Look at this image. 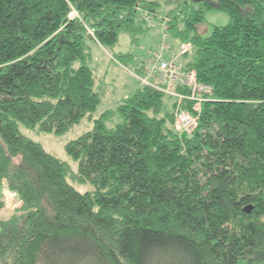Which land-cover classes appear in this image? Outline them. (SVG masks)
<instances>
[{
	"label": "trees",
	"instance_id": "obj_1",
	"mask_svg": "<svg viewBox=\"0 0 264 264\" xmlns=\"http://www.w3.org/2000/svg\"><path fill=\"white\" fill-rule=\"evenodd\" d=\"M160 2L192 46L182 71L209 87L198 110L174 96L164 108L143 83L94 114L88 41L138 40L158 1L0 0V206L3 184L20 201L0 217V264H264V0ZM209 9L229 20L203 36ZM176 110L196 116L191 132ZM85 117L65 144L75 171L19 128L62 134Z\"/></svg>",
	"mask_w": 264,
	"mask_h": 264
},
{
	"label": "rangeland",
	"instance_id": "obj_2",
	"mask_svg": "<svg viewBox=\"0 0 264 264\" xmlns=\"http://www.w3.org/2000/svg\"><path fill=\"white\" fill-rule=\"evenodd\" d=\"M154 1L159 2V6L157 7V16H153L154 18L152 19L149 16H145L149 27L140 33L138 40L133 41L127 32L121 31L118 34L117 43L111 47H104L96 42L88 41L91 53L88 64L94 72L95 89L101 97V101L97 105L94 114H98L106 108L114 107V105H116L122 97L131 94L139 86V82L143 84L140 79L135 76V72L133 71L135 69L134 65L136 63V59H144L145 57L149 58L151 56V52L157 49L161 42H164L167 49H170L171 52L175 51V53H178L176 62L181 65L185 62V59L182 58V56L191 53V44L187 52H178L177 46L185 41H179L173 38L171 35L172 31L166 29L164 22L159 21V24H157V20H159L158 17L165 15L168 5L160 2V0ZM210 1L215 2L216 0ZM71 15H76L73 10ZM228 20L229 17L225 11L220 9H209L204 12V19L196 24L195 31L203 36H206L211 32L214 25H223L227 23ZM160 24H162L164 30L161 29ZM156 39L158 41L154 44L153 42L156 41ZM128 53L133 54L134 57L125 58L123 56ZM198 86L199 85H197V88L192 90V92L187 95L190 99L194 98L195 102L193 104V109L195 110L199 109V102L202 98L199 93L200 87ZM171 91H173V93L164 92L167 95L164 97V108H169L170 102L173 101L174 97H176L177 101L179 100L177 97L178 93L175 94L176 92L174 87ZM181 99H183V97ZM90 127L91 121L87 119V117L83 118L78 124H75L62 134L45 132L37 128L26 127L22 124L19 125L22 133L33 140L40 142L44 149L48 152L65 160L73 171L77 168V161L72 159L71 156L67 154L65 144L70 139L75 138ZM68 180L78 190H85L89 188L90 185L89 183H74L70 178H68ZM1 194L4 198V203L0 206V217H3L8 216L10 213L15 211L14 209L18 207L19 203L18 200H16V195L8 188L1 190Z\"/></svg>",
	"mask_w": 264,
	"mask_h": 264
},
{
	"label": "built area",
	"instance_id": "obj_3",
	"mask_svg": "<svg viewBox=\"0 0 264 264\" xmlns=\"http://www.w3.org/2000/svg\"><path fill=\"white\" fill-rule=\"evenodd\" d=\"M73 12L77 15L76 11ZM190 43L182 42L177 46L178 52L184 53L188 51ZM167 46L161 42L157 49L151 52L149 58H140L135 63L133 70L135 76L144 84L156 87L164 92L173 93V87L176 82L191 85V92L197 88L195 82L194 71H182V65L177 63L173 57L166 54ZM173 82V83H172ZM209 90V87L198 86ZM178 93V102L183 97H187L175 90ZM189 98V97H188ZM174 125L177 129L191 131L196 125V116L186 110H176L174 114Z\"/></svg>",
	"mask_w": 264,
	"mask_h": 264
},
{
	"label": "crops",
	"instance_id": "obj_4",
	"mask_svg": "<svg viewBox=\"0 0 264 264\" xmlns=\"http://www.w3.org/2000/svg\"><path fill=\"white\" fill-rule=\"evenodd\" d=\"M159 21H160V20H157V24H159ZM160 25H161V29L164 30V29H163L164 27L162 26V24H160ZM161 33H162V32H161ZM158 37H159V36H158ZM157 39H158V38H157ZM157 39H156V41L153 42L154 44L158 41ZM153 43H152V44H153ZM152 44H151V45H152ZM154 44H153V45H154ZM101 46H102V45H101ZM149 46H150V45H149ZM175 49H176V48H175ZM166 54H168L170 57H173V58L176 60V58H177V54H178V53H177V52L175 53V51H172V52H171L170 50H167ZM181 56H182V55H181ZM182 58H184V57L182 56ZM140 85H141V83L139 82V86H140ZM5 188H7V187L4 186V184H3V186H2V190L5 189ZM12 193H14V192H12ZM16 198H17V196H16ZM16 200H18V203L20 204L19 199L17 198Z\"/></svg>",
	"mask_w": 264,
	"mask_h": 264
},
{
	"label": "water",
	"instance_id": "obj_5",
	"mask_svg": "<svg viewBox=\"0 0 264 264\" xmlns=\"http://www.w3.org/2000/svg\"><path fill=\"white\" fill-rule=\"evenodd\" d=\"M252 206L251 205H245L243 206V210L246 212H249L251 210Z\"/></svg>",
	"mask_w": 264,
	"mask_h": 264
}]
</instances>
